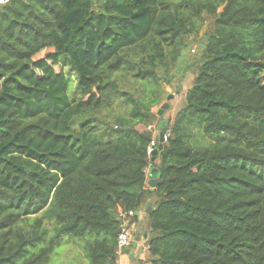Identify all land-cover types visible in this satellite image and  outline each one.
<instances>
[{"label":"trees","instance_id":"16d2710c","mask_svg":"<svg viewBox=\"0 0 264 264\" xmlns=\"http://www.w3.org/2000/svg\"><path fill=\"white\" fill-rule=\"evenodd\" d=\"M150 194L149 264H264V0L0 2V264H50L67 238L119 264L120 211Z\"/></svg>","mask_w":264,"mask_h":264},{"label":"rangeland","instance_id":"374dc122","mask_svg":"<svg viewBox=\"0 0 264 264\" xmlns=\"http://www.w3.org/2000/svg\"><path fill=\"white\" fill-rule=\"evenodd\" d=\"M211 27L212 21L208 19L201 33L191 38L190 47L186 50L185 56L180 60L175 71L177 76L174 86L167 89L169 95H174V98L169 102L171 108L162 115L164 120H172L185 107L186 91L191 87L194 79L195 64L201 52L200 45L205 41V35L209 33ZM50 264H88L83 241L65 239L51 255ZM137 264H149V256L146 255L144 260L138 261Z\"/></svg>","mask_w":264,"mask_h":264},{"label":"crops","instance_id":"0c3cea01","mask_svg":"<svg viewBox=\"0 0 264 264\" xmlns=\"http://www.w3.org/2000/svg\"><path fill=\"white\" fill-rule=\"evenodd\" d=\"M166 125L165 122H162ZM161 123V124H162ZM164 125V128H165ZM158 129V127H157ZM167 130V128H166ZM155 164L160 163V156H158L155 159ZM157 170V168L154 165H151L148 170H147V181H146V187L145 189L152 193L156 186L149 185V182L153 180H158V173H155L152 175L151 173ZM158 171V170H157ZM156 197L152 194H150L146 200L145 203L142 207V209L136 213L137 219L134 220V223L137 228L136 235L134 237V240L128 248H126L122 255L119 257V264H137L138 261L144 260V257L148 254V248H147V227H148V214L155 209V204H156ZM150 208V211L148 212V209ZM126 250H129V253H126Z\"/></svg>","mask_w":264,"mask_h":264},{"label":"built area","instance_id":"2783aa9c","mask_svg":"<svg viewBox=\"0 0 264 264\" xmlns=\"http://www.w3.org/2000/svg\"><path fill=\"white\" fill-rule=\"evenodd\" d=\"M9 0H0L1 3H6ZM149 130H155V126H150L148 128ZM159 136H160V131H157V135L155 139L151 142L149 146L148 153L151 156L152 151L154 150L155 147L158 146L159 144ZM169 133L165 131L163 135V142L166 143L168 141ZM135 212L134 211H129V212H122L120 211V219L122 221V227L118 236V254L121 256L123 251L131 246L134 237L137 232V228L135 223H132L131 220L135 217Z\"/></svg>","mask_w":264,"mask_h":264},{"label":"water","instance_id":"95a60500","mask_svg":"<svg viewBox=\"0 0 264 264\" xmlns=\"http://www.w3.org/2000/svg\"><path fill=\"white\" fill-rule=\"evenodd\" d=\"M93 3H95V0H91ZM174 98V95H169L167 97L166 102L161 106V108L159 109L158 115L162 116L166 111H168L171 106H170V101ZM164 123L160 124L158 126V130L160 131V136H159V144L157 147L154 148V150L151 153V158L152 161L155 160V158H157L158 156H162L163 155V149H164V142H163V135L165 133L166 128H164ZM157 170H154L151 174L154 175L155 173H157ZM158 184V180H153L151 182H149V185H157ZM150 211V208L148 209V212ZM147 237V236H146ZM129 250H126V253H129Z\"/></svg>","mask_w":264,"mask_h":264}]
</instances>
